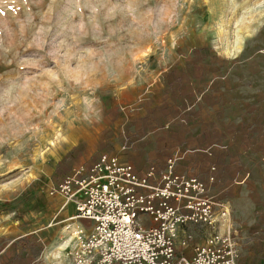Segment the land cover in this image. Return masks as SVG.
Returning <instances> with one entry per match:
<instances>
[{
    "label": "rangeland",
    "instance_id": "1",
    "mask_svg": "<svg viewBox=\"0 0 264 264\" xmlns=\"http://www.w3.org/2000/svg\"><path fill=\"white\" fill-rule=\"evenodd\" d=\"M103 154L174 159L226 210L182 238L264 264V0H0V264H71L50 190Z\"/></svg>",
    "mask_w": 264,
    "mask_h": 264
},
{
    "label": "built area",
    "instance_id": "2",
    "mask_svg": "<svg viewBox=\"0 0 264 264\" xmlns=\"http://www.w3.org/2000/svg\"><path fill=\"white\" fill-rule=\"evenodd\" d=\"M174 162L168 158L141 176L132 165L103 154L51 188V195L73 203L72 219L92 223L89 232L83 226L71 231L76 239L71 264H244L235 259L227 234L214 232L192 246L187 235L180 246H191V254L176 251L180 227L213 229L215 209L222 216L226 210L208 195L204 180L177 172ZM142 215L153 225L146 228Z\"/></svg>",
    "mask_w": 264,
    "mask_h": 264
},
{
    "label": "crops",
    "instance_id": "3",
    "mask_svg": "<svg viewBox=\"0 0 264 264\" xmlns=\"http://www.w3.org/2000/svg\"><path fill=\"white\" fill-rule=\"evenodd\" d=\"M57 196V195H56ZM79 222H78V224H80L81 226H83L84 228H86V226L85 225H88V223H90L91 224V226H92V223L90 222V221H86V220H78ZM81 221H83V222H81ZM141 221H142V223H143V225L146 227V228H148V227H150V226H152L153 225V222L150 220V218L149 217H147V216H144V215H142L141 216ZM75 223H71V225H74ZM70 225V224H69ZM70 225V226H71ZM87 229V228H86ZM182 234H183V228H179L178 229V233H177V238H176V241H175V245H176V251L178 252V253H181V252H183V253H185V254H187V255H190L191 254V246L193 245V244H197L198 242L195 240V241H190V245L191 246H189V247H182V246H180V241H181V239H182ZM76 247V241H70V246H68L67 248L68 249H74Z\"/></svg>",
    "mask_w": 264,
    "mask_h": 264
}]
</instances>
